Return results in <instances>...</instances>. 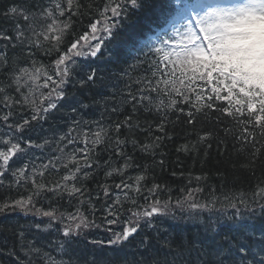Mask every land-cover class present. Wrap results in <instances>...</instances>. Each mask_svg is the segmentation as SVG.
Instances as JSON below:
<instances>
[{"label":"snow or ice","instance_id":"obj_1","mask_svg":"<svg viewBox=\"0 0 264 264\" xmlns=\"http://www.w3.org/2000/svg\"><path fill=\"white\" fill-rule=\"evenodd\" d=\"M128 6L138 10L143 7V0H108L98 7L103 22L95 18L88 24V30L72 39H68L69 35H74L72 26L75 21L72 17L89 14L92 3L39 0L28 6L14 4L3 13L4 19L11 22V28L9 31L0 30V42L4 43V48L0 49V111L3 112L0 121L9 130L5 136H0V184L10 174L17 183H31L32 193L11 204L5 203L0 206V211L6 208L31 211L35 207L33 197L40 196L42 192L52 193L58 199H64L66 195L70 206L75 201L74 211L60 212L58 208H50L39 212L48 218L49 228L54 222L62 225L57 229L62 240L56 245L65 254L72 241L82 233L100 227L96 223V213L101 210L103 224H122L121 229L107 241L109 245H120L130 242V238L135 239L145 226L154 227L153 219L168 215L173 207L187 206L194 212L210 207L207 203L198 202L193 195L203 192L201 187L187 190L186 197L176 199L173 204L171 197L164 201L159 199L160 184L153 183L151 188L145 189L142 183L147 179L148 169L135 161V153L154 156L164 140L172 138L166 128L170 113L185 114L189 125L196 122L197 113H219L216 122L222 125L218 130L224 139L219 140L218 150L225 146L230 136L250 147L247 167L255 166L264 148V143L257 138H264V0H242L230 5L174 0L170 15L172 37L175 39L169 37L154 49L149 48L155 59L142 62L144 75L141 79L129 77L128 81H121L122 88L111 84L115 91L108 94L103 89L109 85L100 80L98 98L94 97L90 104L78 101L77 106L68 99L70 84L81 89L97 84V70L90 66L86 71L79 68L76 58L97 57L105 42L115 37V29L120 26L114 18L123 17ZM181 20L186 24L180 23ZM9 47L18 49L12 57L5 51ZM37 53L45 57H53L55 53V56L45 64L36 59ZM93 104L103 105L101 118L84 119L85 110H90ZM66 105L73 115L65 129L57 133L50 125L53 128L51 136L33 139L26 135L42 123L54 120ZM183 105L189 106L187 111ZM138 113L147 114L152 120L141 123ZM121 116L122 119L119 118ZM62 118L67 120L68 117ZM237 126L239 131L234 132L233 128ZM137 133L144 134V141L137 139ZM215 135L214 131L205 132L196 143L181 145L177 151L199 155L203 147L206 157L207 150L213 146L209 141ZM129 147L131 153L128 152ZM45 148L49 149L51 156L36 157L32 152L33 149ZM102 153L107 154L103 161L105 180L113 175L121 179L119 183L114 181L113 185H97L104 197L102 209H98L93 199L100 201L101 193H93L85 181L93 178L96 170L100 169L99 156ZM113 156L119 166H113ZM37 159H46L47 162L37 166ZM14 160L21 161L18 167L13 168ZM159 164L163 165L164 160L161 159ZM130 168L141 171L135 176L127 175ZM61 169L65 170L62 175ZM45 173L49 176L56 173L59 178L45 182ZM202 179L205 177H195L196 181ZM113 186L118 191H113ZM144 190L148 195L143 196L145 203L142 204L138 197ZM251 202H264V178L256 184ZM239 203L245 204L243 197ZM85 205L87 214L82 210ZM126 205L131 207L126 209ZM260 206L264 208V203ZM211 207L214 208L215 204ZM232 207L235 208L236 204ZM125 210L130 214L121 219ZM33 227L40 230L41 223ZM108 231L112 229L109 227ZM147 240L145 235L140 242L147 247ZM51 243L49 241V245ZM92 243L102 245L104 242L94 240ZM165 247L171 259L166 256L158 264H195L191 259L193 251L198 253L196 260L199 264H206L203 257L207 251L203 244L177 248L165 244ZM28 250L34 256L26 254L21 264H64L63 260H56L50 252L44 251L43 246L29 245ZM221 253L227 254L230 264H264V238L257 253H253L248 245L229 242L227 249L221 247L215 253L214 264H225ZM248 255L253 259H247Z\"/></svg>","mask_w":264,"mask_h":264},{"label":"trees","instance_id":"obj_2","mask_svg":"<svg viewBox=\"0 0 264 264\" xmlns=\"http://www.w3.org/2000/svg\"><path fill=\"white\" fill-rule=\"evenodd\" d=\"M38 2L39 0H0V30L9 31L11 28V22L3 17V13L7 8L14 4L28 6ZM82 2L92 3L93 8L89 14L83 17H72L75 21L72 26L74 35H69L68 39L79 36L82 32L88 30V24L95 18H100L98 7H102L108 0H82ZM170 2L172 0H143V7L138 10L128 6L125 15L118 17L120 26L115 29V37L105 42L101 53L94 58L82 57L77 59L79 68L86 71L90 66L92 69L97 70L99 77L97 84L86 86L83 89L75 84H70L67 89L68 99L73 104H77L78 101L90 104L93 98L97 97V92L100 91V80L109 85V87L103 89V92L108 94L115 91L110 86L111 84H117L118 87L122 88L121 81H128L129 77L132 80L141 79L144 75V64L142 62L145 59H151L152 54L149 51H140L139 41L154 25H161L167 20L166 16L156 19L153 15L158 6L167 11ZM145 17H148V19ZM66 43L67 41H65ZM3 48L4 43L0 42V49ZM5 51H7L9 57H12L13 52L18 51V49L14 50L9 47ZM54 56L55 53H53V57H45L37 53L36 59L47 64ZM21 66L27 65L22 64ZM108 99L110 106L111 97L109 96ZM183 107L187 111L189 106L183 105ZM102 112V104H93L90 110H85L83 118L87 120L100 119ZM2 114L3 112L0 111V115ZM24 114L27 115V113ZM65 115L68 117L67 120L62 118ZM71 115L73 114L70 113L66 105L54 120L42 123L41 126L26 133V135H30L33 139H36L37 136H51L53 128L50 125H53L55 132L59 133L67 127ZM137 115L141 123L145 120H152V117L147 114L138 113ZM218 115L219 113L207 111L203 114L197 113L196 122L189 125L186 122L188 118L185 114L170 113L166 128L172 138L170 140L165 139L163 146L157 150L154 156L139 152L135 153V161L141 164L143 168L148 169L147 179L142 182L145 189L151 188L153 183L160 184L159 199L164 201L171 197L174 204L176 199H182L187 194V190L201 187L203 192L196 193L197 201L209 204L208 212L201 210L179 214L180 211L173 207L168 215L153 219L154 227L145 226L135 239L130 238V242L109 245L107 241L113 238L114 232L121 229L122 224H103L100 219L101 210L96 213V223L100 227H93L82 233L72 241L71 247L66 249L65 254L56 245L57 241L62 240V236L57 230L62 225H59V222H54L52 227L49 228L48 218L39 215V212L50 208H58L60 212H72L75 210V201L70 206L66 195L64 199H58L52 193L42 192L40 196L33 197L35 207L29 213L21 212L19 208L15 210L6 208L0 211V264H21L25 260L26 254L34 256L28 250L29 245L33 247L43 246L44 251L50 252L56 260H63L64 264H158V262H163L166 256L171 259L165 244L173 248L180 245L189 247L192 244L200 247L203 244L207 251V255L203 257L206 264H214L216 260L215 253L221 247L227 249L229 242L233 245L237 243L248 245L253 253L259 252L262 238H264V208L260 205L264 202L252 203L251 197L256 184L264 178V148L261 149L254 167L246 166L249 163L248 157L251 148L233 140L231 136L225 141V146H221L218 150L219 140L224 139L218 130L222 126L216 122V116ZM77 118L79 119L80 116H77ZM119 118L122 119L123 117ZM221 119L223 120V118ZM9 122L11 123L12 120ZM224 123H228V121L224 120ZM8 131L3 122L0 121L2 136H5ZM208 131H214L216 135L209 141L213 146L207 150L206 157L203 147H201L199 155L191 151H177L181 145L188 144L191 146L196 143L198 137ZM233 131L238 132V126L233 128ZM136 137L141 141L145 139L143 133H137ZM257 138L264 143V138L259 136ZM32 152L36 157H47L52 154L47 148L43 150L33 149ZM128 152H132L131 147H129ZM99 159L101 161L100 169L96 170L94 177L85 181V183L93 193H101V200L96 201L93 199V203L96 204L98 209H102L104 197L97 185L105 183L113 185L114 181L119 183L121 177L113 175L106 181L103 161L107 159V154L102 153ZM161 159L164 160L163 165L159 164ZM41 162L46 163L47 160L37 159V166ZM20 163L21 161L14 160L13 168L18 167ZM113 166H119L115 156H113ZM64 171V169H61L60 174L62 175ZM139 171L141 169L130 168L127 175L135 176ZM173 172L176 173L175 176L172 175ZM196 176H203L205 179L196 181ZM58 178L56 173L51 176L45 173L44 181ZM190 179L191 183H189ZM112 190L118 191L114 189V186ZM31 193V183L25 181L17 183L10 174L6 175L3 184H0V206L5 203L11 204L17 199L27 198ZM146 195L148 193L144 190L142 196L138 197L140 203H145L143 196ZM241 197L245 200L244 205L239 203ZM108 203H111V200ZM211 204H215L214 208H221L223 212L239 210L240 216L231 217L230 222L222 223L219 221L220 217L218 219L214 215V208L211 207ZM232 204H236V207L233 208ZM128 207H131V205L125 206L126 209ZM82 210L87 214V205ZM171 212H175V214ZM129 214L125 210L121 219L127 218ZM37 223H41L40 230L33 227ZM109 227L112 231H108ZM41 232L42 234H39ZM20 233H24V235L21 236ZM145 235L148 237L147 247L140 242L141 237ZM94 240L103 241L104 243L102 245L93 244L92 241ZM49 241L52 242L51 245H49ZM197 255L198 253L195 251L191 253V259L195 264H199L196 260ZM221 255L225 258V264H230L227 254L221 253ZM256 258L258 259V257ZM247 259L252 260L253 256L248 255Z\"/></svg>","mask_w":264,"mask_h":264},{"label":"rangeland","instance_id":"obj_3","mask_svg":"<svg viewBox=\"0 0 264 264\" xmlns=\"http://www.w3.org/2000/svg\"><path fill=\"white\" fill-rule=\"evenodd\" d=\"M240 2H242V0H240V1H237L236 3H240ZM199 4H203V0H201L200 2H199ZM234 4V3H233ZM228 5H230V4H228ZM99 19H101L102 20V22H103V18L102 17H100ZM115 20H116V22L118 23V18H114ZM180 23H182V24H186V21H183V20H181L180 21ZM170 29H172V25L170 26ZM181 30H183V29H181ZM173 39H175V37H172ZM93 43H95V42H93ZM160 43H158V45H159ZM187 195V194H186ZM186 195L182 198V199H184L185 197H186ZM193 195L195 196V199L197 200V197H196V193H193ZM180 212H178L179 214H183V213H185L186 211H188L189 213H192V212H194V211H190L188 208H187V206H185V207H183V208H177ZM201 211V210H200ZM203 212H208L209 211V209H203L202 210ZM21 212H24V213H29L30 211H21ZM172 214H175V212H171ZM213 213H214V215L219 219V217H220V219H219V221L220 222H222V223H227V222H230L231 221V217H236V216H240V211H239V215H237V210H235L234 212H229V211H225V212H223V210L221 209V208H214L213 209ZM223 213V214H222Z\"/></svg>","mask_w":264,"mask_h":264},{"label":"bare ground","instance_id":"obj_4","mask_svg":"<svg viewBox=\"0 0 264 264\" xmlns=\"http://www.w3.org/2000/svg\"><path fill=\"white\" fill-rule=\"evenodd\" d=\"M156 9H157V10H156L155 14L153 15V17L156 18V19H160V18H162L165 9H164L163 7H159V6H158ZM145 18L148 19V17H145ZM161 27H163V28L166 29V25H165V24H161ZM149 38H150V37H146V38H144L143 40H146V39H149ZM143 40L141 39V40L139 41V43L141 44V43L143 42ZM2 135H3V133L0 132V136H2Z\"/></svg>","mask_w":264,"mask_h":264}]
</instances>
